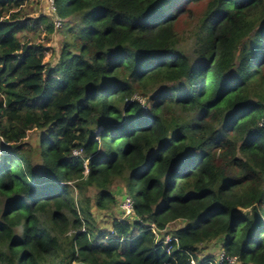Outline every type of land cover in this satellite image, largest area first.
Segmentation results:
<instances>
[{
  "label": "trees",
  "instance_id": "16d2710c",
  "mask_svg": "<svg viewBox=\"0 0 264 264\" xmlns=\"http://www.w3.org/2000/svg\"><path fill=\"white\" fill-rule=\"evenodd\" d=\"M26 2L0 0V264H264V0H54L55 64Z\"/></svg>",
  "mask_w": 264,
  "mask_h": 264
},
{
  "label": "rangeland",
  "instance_id": "374dc122",
  "mask_svg": "<svg viewBox=\"0 0 264 264\" xmlns=\"http://www.w3.org/2000/svg\"><path fill=\"white\" fill-rule=\"evenodd\" d=\"M22 12L24 14L23 19L30 18L28 20L29 22H32L31 24L34 28L20 32L18 34L20 39L24 42H28L29 44H42L43 50L46 52L45 62L47 64H55L58 61L62 45L66 39V35L64 33L66 27L63 25L64 20L56 14L54 0H27L24 7H22ZM44 15L47 17V22H55L56 28L53 29L52 32L47 30L46 24L42 22L36 23V20ZM56 21H60V23H58L60 25H57ZM192 43V36L190 32H187L186 40L182 44L181 48L186 51L191 50ZM133 99L141 100V102L146 106L145 99L140 94H135ZM45 132V130L39 129L29 131L26 140L33 146V148L37 149ZM76 152L77 154H80L79 150ZM32 161L34 164H36L37 161H40L36 150L32 154ZM111 190L116 197L117 203L113 209L109 211H103L95 208L94 200L97 192L95 188L90 187L84 193L85 196L90 199L91 210L97 222L98 229L100 230H109L115 218L130 217L127 215V212L123 210L125 204L124 202H126V198H129V195L124 190L123 183L120 180H115L111 186ZM75 196L79 199L78 191H75ZM180 225L181 223L179 224V222H173L168 226V230H172ZM166 238L168 241V237ZM201 247L203 250L202 257L211 255L219 264L221 254L223 253L220 244L214 241L202 244ZM234 264H241V262L237 261Z\"/></svg>",
  "mask_w": 264,
  "mask_h": 264
},
{
  "label": "built area",
  "instance_id": "2783aa9c",
  "mask_svg": "<svg viewBox=\"0 0 264 264\" xmlns=\"http://www.w3.org/2000/svg\"><path fill=\"white\" fill-rule=\"evenodd\" d=\"M58 23H60V21H56V24H57V25H60V24H58ZM139 101H141V100H139ZM76 151H77V150H74V153H75L76 155H78ZM126 199H127V200H126V202H124L125 204H124L123 210H124L125 212H127V215H128V216H130L131 213H132V210H133L134 200H133L132 197H129V198H126ZM171 239H172V238H171L170 236H168V241H170ZM225 259H227V261H228L229 264H234L235 262L238 261V259H237L236 257H226V256L224 255V253H222V254H221V257H220L219 264H223V262H224ZM216 264H218L217 261H216Z\"/></svg>",
  "mask_w": 264,
  "mask_h": 264
},
{
  "label": "clouds",
  "instance_id": "9594fccd",
  "mask_svg": "<svg viewBox=\"0 0 264 264\" xmlns=\"http://www.w3.org/2000/svg\"><path fill=\"white\" fill-rule=\"evenodd\" d=\"M79 155V154H78Z\"/></svg>",
  "mask_w": 264,
  "mask_h": 264
}]
</instances>
